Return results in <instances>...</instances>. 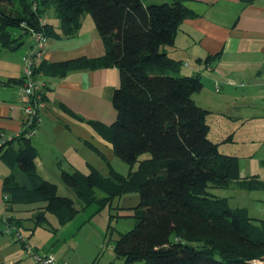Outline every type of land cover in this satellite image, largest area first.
Wrapping results in <instances>:
<instances>
[{"label": "trees", "instance_id": "trees-1", "mask_svg": "<svg viewBox=\"0 0 264 264\" xmlns=\"http://www.w3.org/2000/svg\"><path fill=\"white\" fill-rule=\"evenodd\" d=\"M50 7L59 18L58 29L47 18L41 22ZM85 12L93 18L105 54L60 62L40 59L33 74L64 76L77 69L116 66L120 83L111 96L116 118L110 124L90 123L125 162L133 164L145 152L149 157L125 176L111 170L104 177L93 166L86 173L62 169V183L84 206L97 200L96 187L106 193L102 202L139 192L135 227L120 234L112 247L125 263L253 264L264 256V218L230 207L226 198L208 188L236 183L254 189L264 182L241 178L238 159L221 153L207 137L208 111L192 99L202 87L200 76L177 75L180 62L161 48L174 42L182 20L193 14L182 0H0V47L16 42L6 31L10 26L39 31L47 38L73 36ZM13 81L20 85L23 77ZM40 100H46L42 92ZM37 126L36 121L0 144V158L12 169L3 180L5 209L45 202L30 218L34 227L47 224V213L63 224L76 212L75 204L36 172L37 149L26 133ZM5 219L20 228L21 218L8 213Z\"/></svg>", "mask_w": 264, "mask_h": 264}, {"label": "crops", "instance_id": "crops-1", "mask_svg": "<svg viewBox=\"0 0 264 264\" xmlns=\"http://www.w3.org/2000/svg\"><path fill=\"white\" fill-rule=\"evenodd\" d=\"M182 4L193 14L182 20L174 42L161 48L181 66L186 63V75H199L204 79L197 105L208 111L207 137L217 144L221 153L238 159L241 178L255 177L264 182V0H182ZM53 26L58 29L59 22ZM18 45L16 41L0 47V134L5 136L18 134L24 120L19 85L13 81L22 76L23 69L20 55L13 50ZM105 52L93 19L83 15L75 35L48 37L41 59L60 62L101 57ZM36 79L46 96L32 136L37 149L36 172L55 183L59 195L66 196L56 171L76 168L83 172L84 166L94 165L95 154H98L94 148L104 156L100 147L112 150L111 143L90 121L110 124L115 120L111 96L120 83L119 71L110 65L72 70L64 76L38 73ZM214 114L218 120L213 125ZM63 160H67L66 167ZM11 172L0 158V219L8 213L21 218L20 227H26L31 234L41 228L39 238L43 241L27 242L39 254L52 255L64 264H134L117 257L113 246L108 253L98 254L97 250L90 263L76 257V249L70 243L73 234L60 236L61 233L47 229V224L34 227L30 218L34 209L44 206L45 202L29 209L33 212L24 218L15 215L24 203L14 204L7 212L2 187L4 178ZM224 188L233 189V194L223 196L210 192L226 198L230 207H243L247 211L248 200H251L258 215H249L264 216V198L258 193L250 195L251 191L264 190V186L247 189L234 183ZM2 227L0 223V264H38L22 243L4 233Z\"/></svg>", "mask_w": 264, "mask_h": 264}, {"label": "rangeland", "instance_id": "rangeland-1", "mask_svg": "<svg viewBox=\"0 0 264 264\" xmlns=\"http://www.w3.org/2000/svg\"><path fill=\"white\" fill-rule=\"evenodd\" d=\"M163 0H154V2H162ZM15 7L11 8L14 9ZM41 18V22H44L46 18L52 24H57L59 18L56 16L55 11L52 7L48 8L45 14H43ZM83 15H86L87 19H93L91 14L85 12ZM23 26V25H22ZM7 33L12 38H16V41L19 42V45L16 49H13L18 55H20L21 61L23 58H29L33 54L36 49V41L31 33L33 30L26 32L24 28L20 26H10L7 27ZM15 44H13L14 46ZM166 47V45H165ZM27 52V53H25ZM186 63L183 62L182 66H179V72L177 75L182 76L186 75L187 72ZM176 75L174 73H171ZM202 83L204 79L201 77ZM202 92H198L192 95V99L197 104L199 101L198 96L201 97ZM201 100V99H200ZM44 102V101H43ZM41 109V108H39ZM40 111V110H39ZM218 118L214 114L211 118L213 125L216 123ZM209 122V119H208ZM33 136V135H32ZM101 150L105 153V158L102 159L98 154H95L94 167L98 169L99 173L108 177L110 171H116L121 175H127L129 171L137 168L139 160L149 157V153H141L137 160L133 164H129L119 158L112 150L107 149L106 147H100ZM66 161L63 160V166L66 167ZM83 167V166H82ZM83 172H89V167H83ZM70 170V169H68ZM56 178L60 179V184L62 185L64 194L66 196L73 199L75 204L76 212L74 215L68 219L65 223L59 224L56 217L48 213L47 216V229L53 230L54 232L61 233V235L69 237V235L73 234L70 243L76 249V257L80 256L84 260H88L90 263L94 254H102L103 252H107L111 250V247L115 243V241L119 238L120 234L132 231L135 227L136 219L134 216L135 206L140 201V195L138 191H132L127 193H122L117 196L111 198V200L102 202L99 201L106 196L105 191L96 187L95 188V196L97 198L96 201L89 203L88 205H83L82 201L79 199L78 195H76L70 188L62 183L61 180V170L56 171ZM70 172V171H69ZM62 189L60 188V191ZM209 191H212L215 194L226 196L228 194H233V189L231 188H218V187H209ZM253 193L261 195L264 198V190L251 191L250 195ZM248 212L250 215L256 216L258 213L257 210L253 208L251 200H248ZM233 202V201H232ZM231 202V204H232ZM42 202H34L27 203L23 205V208L20 211L15 212V215L20 217H27L30 215L33 210L32 209L38 205H41ZM37 208L34 209V211ZM264 218V216H260ZM20 232L24 236L25 240L30 243L31 239H36L43 241V238H39L40 234L43 230L41 228H37L35 233L31 234V231L26 227L22 226L19 228ZM56 230V231H55ZM173 235L171 239H173ZM192 245H196V242L190 243ZM98 250V251H97ZM97 251V252H96ZM100 256V255H99ZM134 264H143L141 261H136Z\"/></svg>", "mask_w": 264, "mask_h": 264}, {"label": "built area", "instance_id": "built-area-1", "mask_svg": "<svg viewBox=\"0 0 264 264\" xmlns=\"http://www.w3.org/2000/svg\"><path fill=\"white\" fill-rule=\"evenodd\" d=\"M45 22V21H44ZM36 39V49L29 58L23 59L22 77L23 81L19 85L20 98L22 103V110L24 113V120L22 129L31 126L34 122H39V108L42 106L40 81L36 79L37 76L33 74V66L38 63L44 53V44L47 41V37L39 31H33L32 33ZM35 129L31 128L26 135L32 136ZM12 135L5 136L4 133L0 134V144L10 140ZM6 199V195L3 196ZM2 223V230L4 233L11 235L16 241H19L24 246L25 251L29 254L33 260L38 264H64L58 261L52 255H41L35 251L25 240L20 230L13 224L9 223L5 218L0 219ZM253 264H264V256L261 258L253 259Z\"/></svg>", "mask_w": 264, "mask_h": 264}, {"label": "water", "instance_id": "water-1", "mask_svg": "<svg viewBox=\"0 0 264 264\" xmlns=\"http://www.w3.org/2000/svg\"><path fill=\"white\" fill-rule=\"evenodd\" d=\"M14 47H16V45H14Z\"/></svg>", "mask_w": 264, "mask_h": 264}]
</instances>
